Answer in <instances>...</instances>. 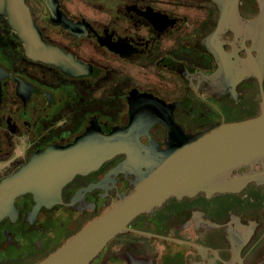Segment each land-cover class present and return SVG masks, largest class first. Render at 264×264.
<instances>
[{"label": "flooded vegetation", "instance_id": "af4514ba", "mask_svg": "<svg viewBox=\"0 0 264 264\" xmlns=\"http://www.w3.org/2000/svg\"><path fill=\"white\" fill-rule=\"evenodd\" d=\"M83 1L97 13L72 12L56 0L54 14L47 0H25L45 40L92 66L81 75L29 58L0 14V184L37 151L71 144L93 124L125 129L141 107L173 114L187 133L260 113L264 52L249 24L261 15L260 0H239L242 33L226 27L214 38L220 10L212 0ZM53 18L70 20L73 30ZM167 134L155 121L140 140L164 151ZM128 160L118 152L77 173L54 202L17 194L0 216V264L42 260L118 202L149 171ZM228 173L226 184L140 214L90 264H264V163ZM247 173L254 177L240 179Z\"/></svg>", "mask_w": 264, "mask_h": 264}, {"label": "water", "instance_id": "95a60500", "mask_svg": "<svg viewBox=\"0 0 264 264\" xmlns=\"http://www.w3.org/2000/svg\"><path fill=\"white\" fill-rule=\"evenodd\" d=\"M212 1L220 10L218 28L212 37H217L226 27L236 32L240 29L242 33L239 0ZM260 2L261 15L249 23L250 29L256 32L258 53L259 50L264 52V0ZM47 3L52 11L56 9V0H47ZM0 14L7 17L10 26L24 42L29 58L59 66L71 75L91 71L90 64L43 38L25 0H0ZM53 20L73 30L70 20ZM247 52L254 67L250 70L261 79L260 65L251 50ZM212 53L219 58L214 48ZM219 54L221 58L225 57L222 51ZM240 74L245 76L247 71L242 69ZM131 116L130 125L125 129L116 127L105 132L101 126L93 124L71 144L53 145L37 151L17 173L0 184L1 216L11 208L14 197L20 193L32 192L40 205L58 200L63 186L77 173L100 167L118 152L127 153L128 162H141L149 170L137 174L134 188L118 202L34 264H90L115 236L129 230V224L140 214L161 206L171 197L191 196L213 184L217 186V182L226 184L231 170L264 163V102L260 113L255 116L221 121L197 133H187L174 120L173 114L163 109L141 107ZM155 121L165 124L168 129V148L164 151L156 150L153 145L146 148L140 140ZM143 150L147 151L145 155ZM253 177L252 173H247L240 179L248 181Z\"/></svg>", "mask_w": 264, "mask_h": 264}, {"label": "rangeland", "instance_id": "374dc122", "mask_svg": "<svg viewBox=\"0 0 264 264\" xmlns=\"http://www.w3.org/2000/svg\"><path fill=\"white\" fill-rule=\"evenodd\" d=\"M66 4L68 5L69 9L72 12H85V14L93 15L97 13V11L92 7L89 6L88 3H86L83 0H65ZM116 64V61L114 62Z\"/></svg>", "mask_w": 264, "mask_h": 264}]
</instances>
